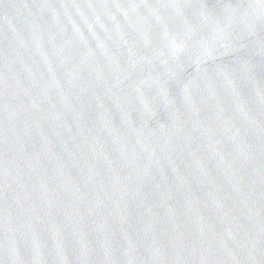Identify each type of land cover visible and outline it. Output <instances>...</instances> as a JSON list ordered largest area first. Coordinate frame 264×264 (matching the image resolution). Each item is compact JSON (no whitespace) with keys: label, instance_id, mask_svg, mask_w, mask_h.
<instances>
[{"label":"water","instance_id":"water-1","mask_svg":"<svg viewBox=\"0 0 264 264\" xmlns=\"http://www.w3.org/2000/svg\"><path fill=\"white\" fill-rule=\"evenodd\" d=\"M0 264H264V0H0Z\"/></svg>","mask_w":264,"mask_h":264}]
</instances>
